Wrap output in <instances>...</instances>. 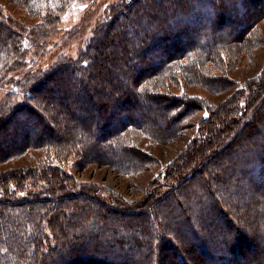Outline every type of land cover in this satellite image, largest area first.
Wrapping results in <instances>:
<instances>
[{"label":"trees","instance_id":"obj_1","mask_svg":"<svg viewBox=\"0 0 264 264\" xmlns=\"http://www.w3.org/2000/svg\"><path fill=\"white\" fill-rule=\"evenodd\" d=\"M74 1L16 0L29 13H46L30 32L0 14V86L22 74L11 93L20 103L0 102V165L28 150L39 154L0 170V264H264V71L239 83L229 76L238 57L264 44L257 26L264 0H172L146 16L147 3L162 1L125 0L104 8L77 58L59 56L49 68L23 73L32 35L55 33ZM148 50L158 52L151 61ZM123 85L133 90L125 111L110 93ZM180 85L224 98L212 104L175 94ZM49 107L61 134L48 123ZM16 112L23 113L18 121ZM110 116L118 127L109 128ZM185 117L196 122L188 123L198 138L135 203L68 185L75 179L63 166L72 156L125 175L147 170L158 160L136 144L138 136L174 141L186 136ZM200 169L205 177L185 189ZM28 183L39 189L18 196Z\"/></svg>","mask_w":264,"mask_h":264},{"label":"rangeland","instance_id":"obj_2","mask_svg":"<svg viewBox=\"0 0 264 264\" xmlns=\"http://www.w3.org/2000/svg\"><path fill=\"white\" fill-rule=\"evenodd\" d=\"M122 1L125 0H75L74 2H72V4L68 8H66L58 17L57 23H55V33H50L46 37V39H42L43 37L41 38V35L40 39H38L39 37H36V35H32V38L39 41L38 43L40 44L36 45L37 41L33 42L35 44V47L31 48L27 53V57L25 59L26 65L23 69V73H31L35 72L36 70L49 68L59 56H65L71 59L77 58L84 50L91 32L98 19H100L104 8L109 7L113 4L120 3ZM161 1L162 2H155L152 5L151 3H147V1H145V3L147 4L142 10V15H148L151 10L155 9V7H158V9L166 8L168 4H170L169 2L172 0ZM0 14H2L10 24H13L16 28H18V30L20 29L22 33H24L23 31L27 29L30 32L32 25L41 22V19L46 16L45 11H42L41 9L36 13H29V11L24 6L22 7V5L17 4L16 0H0ZM191 21L192 18L187 17L184 20V24L187 25ZM81 25L82 28L79 34H77L76 36L72 35L68 39L64 38L67 33ZM257 26L258 30L264 38V19L259 21L257 23ZM28 43L29 40L27 39V37L24 38V46L26 48L29 46ZM41 44L46 45V47H44L45 49L43 53H41L40 50H37V48H40ZM150 51L151 50L145 51V58L148 61H151L153 57L158 55V52L154 53ZM158 51L161 53L160 50ZM262 70L264 71V44L258 49L252 50L248 55H242L238 57L234 64V68L229 72V76L232 80L239 83L244 79H249L250 77L259 75ZM21 77L22 74L12 75L10 78L8 77L6 79L3 85L0 86V102L9 97L10 99H12V102L14 101L20 103L21 95L18 93L17 96L12 97L11 93L14 85ZM178 84H180L179 81ZM123 86L124 87L122 89H112L110 93L114 97V100H116V107H122V109L125 111L127 109L125 108L126 104L122 103L127 102L128 104V101L130 103L132 99L130 94H132L133 90H131L127 85ZM102 88H104V91H107L108 87L105 85ZM110 89L111 88L109 87V90ZM178 91L179 93H183L184 91L188 95L195 96L198 99L203 98L212 104L219 103L224 98V94L210 93L208 89H204L199 86L180 85L175 94H178ZM125 96L127 98L126 100L124 99ZM192 102L194 103V106L198 105L199 107L202 103H196L195 101ZM50 110H52L50 107L44 109L48 123L49 125H51V127L54 126L52 128L54 130L56 129L57 133H60L59 129L62 123L58 121L54 122L53 119H51ZM202 114L205 117L209 116V112L207 110H203ZM16 116L17 117H15V119L18 121L19 116H23V113L16 112ZM108 121L109 128L119 126V121L114 117H108ZM182 121L183 124L186 122L187 128L189 129L186 130V136L178 137L174 141H170L165 144L152 143L149 142L147 138L138 136V138L136 139V144L142 147L143 150H145L149 154L156 157L158 160L157 164L151 166L147 170L140 169L139 171L135 172V174L125 175L113 171L106 165H100L97 163L76 164L78 160L77 158L75 159V157L72 156L67 159L68 162L64 165L65 167L62 165L65 171H67V173H69L70 176L75 179L74 182H71L70 180L71 183H69L68 185H73L76 191L79 190L80 186L83 184L93 185L96 189L97 195L104 197V199L106 200H108L109 197H112L113 195L119 199L121 198L122 200L129 202L130 204L135 203L140 194V189L145 187L146 185H149V183L161 181L164 176V166L170 163L171 159L181 150L186 142H188L192 138H198L200 132L198 127L195 124L194 127L190 128V125L188 123L190 122L191 124H194L196 122H194L193 119H186V117ZM8 127L10 126L6 125L4 126V129L9 130ZM5 150L8 151L10 150V148L6 147ZM27 152H29V154L25 157L22 156L15 160L13 159L8 161L3 166L0 165V170L8 167L30 164L32 163L31 161L33 159V156L38 157L39 155H36L37 153L34 152L31 153L30 150H28ZM52 163L57 164L58 162L53 159ZM205 173H207V171L204 169L198 170L193 175V177L189 179L188 184L184 186L185 189L187 187L195 186L196 179L204 176ZM46 179L47 178H44V180ZM38 189L39 188H34L31 184H29V187L25 191L18 193V196H27L30 193L36 192ZM70 208L71 206H66V210H70Z\"/></svg>","mask_w":264,"mask_h":264}]
</instances>
